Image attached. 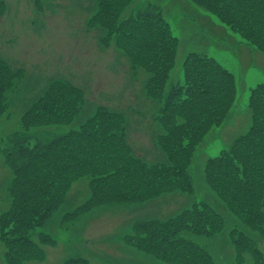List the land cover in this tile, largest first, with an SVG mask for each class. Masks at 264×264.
Here are the masks:
<instances>
[{
    "label": "rangeland",
    "instance_id": "1",
    "mask_svg": "<svg viewBox=\"0 0 264 264\" xmlns=\"http://www.w3.org/2000/svg\"><path fill=\"white\" fill-rule=\"evenodd\" d=\"M195 1L207 2L0 0V13L4 6L0 61L15 77L14 86L0 99L4 107L0 115V219L14 210L17 200L20 207L40 189L65 181L67 172L76 169L75 161L91 146L88 129L98 121L106 129L119 124L124 139L146 163L164 161L158 117L169 87L183 85V62L189 53L213 58L231 73L235 85L234 101L225 118L204 134L186 167L190 191L164 192L142 202L101 203L80 211L90 195V177L82 176L70 185L64 202L37 227L46 242L36 234L17 241L12 258L9 243L1 237L0 221V264H70L73 260L78 264H179L132 247L128 235L135 223L166 220L196 202L206 203L220 216V230L210 234L182 230L180 237L203 248L215 264H264V226L259 231L246 226L210 187L205 170L207 160L228 151L250 128L248 97L251 88L264 83V54ZM240 1L231 0L230 6ZM154 13L161 15L177 39L173 66L162 95L156 96L149 88L155 84L151 71L145 66L148 56L158 49L156 35L149 28L152 21L145 18ZM60 103L69 107L68 113L59 112ZM109 115L113 123L106 122ZM23 137L28 146L52 139L62 145L76 140L77 152L73 159L57 157L62 165L56 164V174H49L45 181L39 179L38 167L32 166L17 183L16 152L23 149L18 143ZM91 156L100 169L108 166L105 150L99 146ZM93 167L86 165L87 171ZM243 235L249 239L247 244L241 240Z\"/></svg>",
    "mask_w": 264,
    "mask_h": 264
},
{
    "label": "trees",
    "instance_id": "2",
    "mask_svg": "<svg viewBox=\"0 0 264 264\" xmlns=\"http://www.w3.org/2000/svg\"><path fill=\"white\" fill-rule=\"evenodd\" d=\"M205 1L195 2L232 30H237L249 40L244 39L248 44L264 54V0H241L234 7L230 6L231 0ZM3 9L4 6L1 13ZM95 15L98 16V12ZM145 18L152 21L149 28L156 35L154 44L158 45L145 64L151 71L150 80L155 82L149 88L156 92H151L154 96L162 95L165 79L175 60L177 39L161 15L154 13ZM8 69L0 61V99L15 84V77ZM234 97V80L228 70L211 57L189 53L183 62V85L167 92L158 117L163 127L158 141L166 159L154 164L143 161L124 139L119 124L106 129L98 121L95 126H90L88 133L92 135V144L75 161L76 169L67 172L66 180L54 187L40 189L20 207L17 200L14 210L0 219L3 221L1 237L9 243L12 258L17 250V241L35 234L40 238L45 235L37 232V227L64 202L70 185L82 176L90 177V195L77 209L80 211L101 203L142 202L164 192L190 191L191 182L186 167L191 163L193 152L204 134L223 121ZM59 106L62 114L70 110L62 103ZM248 107L251 111L250 128L234 141L228 151L207 160L205 170L210 187L220 199L242 218L246 226L259 231L264 226V83L250 89ZM3 112L4 107L0 106V115ZM36 118L41 119L42 116L37 115ZM112 119L111 115L105 118L108 123H113ZM71 133L78 131L72 130ZM18 143L23 149L16 152L17 183L23 179V172L29 171L32 166L38 167L39 179L45 181L49 174H56V164L61 167L62 162L57 157L73 159L77 152L76 140L62 145L52 139L28 146L23 137ZM77 143H80L79 139ZM94 144L105 150L106 168L100 169L92 158ZM11 158L8 156V160ZM92 164L95 167L87 171L86 165ZM15 188L18 190V186ZM21 193L24 194L23 191ZM220 227V216L206 203L196 202L166 220L136 223L133 232L128 235V243L170 263L215 264L203 248L180 237L179 233L190 230L210 234L220 230ZM241 240L244 244L249 241L245 235ZM72 263L78 264V261L73 260Z\"/></svg>",
    "mask_w": 264,
    "mask_h": 264
},
{
    "label": "crops",
    "instance_id": "3",
    "mask_svg": "<svg viewBox=\"0 0 264 264\" xmlns=\"http://www.w3.org/2000/svg\"><path fill=\"white\" fill-rule=\"evenodd\" d=\"M170 88H171V87H169L168 90H170ZM135 224H136V223H135ZM92 228H93V229H97V227H92ZM41 239H42L43 242H46V239H45V238L42 237ZM132 247H133V246H132ZM80 255H81V254H80ZM72 257H73V256H72ZM72 257H71V258H72ZM80 257L83 258V259L85 260L84 256H80ZM71 258L66 259L65 262L67 263V261H69Z\"/></svg>",
    "mask_w": 264,
    "mask_h": 264
}]
</instances>
